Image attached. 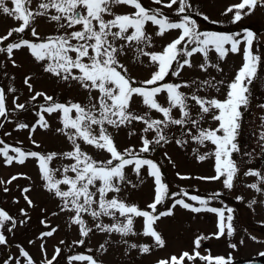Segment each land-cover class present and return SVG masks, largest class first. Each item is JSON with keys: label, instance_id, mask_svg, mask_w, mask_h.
I'll return each mask as SVG.
<instances>
[{"label": "snow or ice", "instance_id": "snow-or-ice-1", "mask_svg": "<svg viewBox=\"0 0 264 264\" xmlns=\"http://www.w3.org/2000/svg\"><path fill=\"white\" fill-rule=\"evenodd\" d=\"M152 3L158 7L146 8L141 0H37L35 7H32L33 0H11L13 7L10 8L6 0H0V13L18 22L17 27L9 29L6 35L0 36V45H5L7 42L5 46H0V54H4L13 66L18 67L13 58L14 52L26 48L31 57L41 64L44 73L64 82H75L87 93L85 104L71 101L57 102L52 96L35 91L30 82L32 77L26 76L23 83L32 93L28 104L18 103L19 97L14 96V107L9 110L6 107V90L0 87V118L8 120L10 111L29 110L28 105L42 97L45 103L38 104V110L35 111V116L38 117L36 122L31 128L27 123H18L17 130L30 128L29 139H32L31 133L38 127L42 129L49 127L45 114L48 116L59 114L62 127L56 131L64 135L71 145L69 151L41 154L12 147L0 140V145H3L0 147L2 162L8 166L14 163L23 165L28 158L36 159L43 188L58 198L62 212L71 213L69 226H78L81 237H88L94 230L84 218L87 215L95 222L96 230L109 236L113 233L118 234L124 244L132 249L139 248L142 254L150 253L151 247L147 244L138 246L123 238L139 234L151 238L155 246L163 248L165 241L154 225L162 217L172 216L173 209L177 206L193 213L205 211L216 214L217 232L213 235L216 238L233 235L232 209H227L229 214L225 216V210L209 207V201L198 195L189 196L183 190L170 194L168 185L163 182L158 164L142 154L155 151V146L172 142L169 139L170 134L180 146L193 142L200 146L212 145V151L197 154L196 158L201 162L213 158L215 175L198 177V179L222 180L226 189H232L240 173V167L233 155L241 151L237 137L241 128L242 109L246 110L249 106L250 85L256 79L262 62L261 56L254 54L253 51L254 41L257 39L253 31L245 30L242 39L237 38L239 34L201 31L196 20L186 14L194 10L188 0H168L167 3L163 0H152ZM161 5L169 10H172L174 5H178L175 11L179 19L171 20L161 10L159 7ZM117 6H129L134 11L130 14H117L114 11ZM262 6L264 0H241L239 4L230 6L227 12L232 13L235 9L233 18L235 23ZM38 18L54 22L57 34L40 37L34 26ZM204 19L207 20L208 17L205 16ZM148 24L155 27L156 31L153 34L147 32ZM172 30H178V36L167 43L160 52L146 50L153 44V35L163 37ZM26 32H30L31 37H35L36 41L21 36L10 42L14 33L26 34ZM129 51L134 53L136 62L144 63L141 57L147 58L146 66L154 69L150 78L137 81L128 74V68L121 63L120 58ZM210 53H215L221 61L229 53H242V66L230 82L216 81L214 77L204 80L166 82V77L169 76L182 77L186 68H199L205 73L211 68L219 69V64L211 61ZM197 54L202 57V62L198 65L194 64L192 59ZM4 67L5 65L0 63V68ZM4 75H7L6 71ZM222 86L227 89L223 100L216 96L200 94L209 89L220 93ZM7 92L15 93L16 89L10 86ZM93 92L96 95H93ZM161 95L165 97L164 103L160 102ZM134 97L140 99V104L145 109L143 113H137L132 109ZM260 107L264 109V105ZM153 112L158 113L159 118H152ZM260 119L261 127L264 129V117ZM134 122L143 124L141 131L143 134H150V138L142 134L141 146L138 150L130 147L120 151L109 132V126L120 129L132 126ZM212 123L215 124L214 127ZM3 126L0 123V127ZM173 127L179 131V138L173 132ZM259 142L261 153L264 154V130L259 133ZM32 143L35 144V140H32ZM82 144L107 153L108 158L94 159L82 150ZM10 152L15 155H10ZM193 152L198 153V150L193 149ZM244 155L251 157L252 153L246 152ZM57 159L70 163L53 167L52 163ZM128 167H131L140 183H143L141 169L145 167L147 175L153 178L154 199L147 205V209L151 211L142 210L138 205L128 204L120 198L122 187L132 183L125 173ZM243 175L256 177L259 185H264V174L258 170L249 168L243 172ZM17 178L13 175L6 182L0 179V185L11 184ZM180 178L189 177L180 176ZM259 185L254 182L247 187L257 192H264V187ZM3 191L8 192L9 189L4 187ZM30 191L29 187L21 190L24 200L32 207L33 201L27 195ZM181 194L200 206L187 203L184 199H173L167 210L158 212V205ZM20 213L24 217L28 216L24 209H20ZM104 217L110 218L112 223H104L102 219ZM136 218H143V230L140 233L134 229ZM24 222V220L20 221V223ZM8 224L11 226L6 228ZM16 226V219L0 208V229L6 228L10 233ZM55 231L56 229L52 228L43 232L41 238L51 237ZM202 239L204 237H198L194 241L191 254L183 252L179 258L173 255L168 259L157 261V264H185V261L196 260L204 261L205 264H232L231 257L202 256L196 251ZM7 243V236L4 232H0V245ZM60 243L63 244L64 241ZM84 243V239L73 241V244L78 245ZM107 243L108 241H105L97 250L106 251ZM230 246L236 247L235 244ZM17 247L19 257L24 258L25 264H35L26 250L19 245ZM40 247L43 251L44 245L41 244ZM60 254L61 249L57 247L52 258L42 261L41 264H53ZM13 259L9 256L3 264H10ZM85 261L88 264H100V261L91 255L75 254L67 257V264ZM15 264H21V260L15 258Z\"/></svg>", "mask_w": 264, "mask_h": 264}, {"label": "rangeland", "instance_id": "rangeland-1", "mask_svg": "<svg viewBox=\"0 0 264 264\" xmlns=\"http://www.w3.org/2000/svg\"><path fill=\"white\" fill-rule=\"evenodd\" d=\"M36 2L37 0H33L32 7H35ZM163 2L167 3L168 0H163ZM240 2L241 0H188L194 10L186 13L196 20L197 26L201 31L239 34L237 38L242 39L245 30H250L257 36L254 41L253 51L254 54L261 56L262 62L259 65L256 79L250 85L249 106L246 110L242 109L241 128L237 137V143L241 151L233 155L240 167V173L234 181V187L226 189L222 184V180L198 179V177L215 175L213 158H208L203 162L196 158L197 154L212 151V145L200 146L193 142L180 146L175 143L170 134L169 139L172 142L162 146H155V151L142 154L158 164L162 172L163 182L168 185L170 194L183 190L189 196L198 195L209 201V207L225 210V216L229 214L226 210L232 209L233 235H225L220 238H216L213 235L217 232L218 217L216 214L205 211L193 213L177 206L173 209L172 216L162 217L154 225L165 241L163 248L155 246L151 238L143 235L138 234L123 238L127 239L129 243H135L138 246L149 245L152 250L148 254H142L139 248L132 249L128 247L116 233L109 236L106 233L99 232L94 228L95 222L87 215L84 218L94 230L88 237H81L78 226H69L71 213L62 212L60 210L61 202L58 198H55L43 188V181L40 179L36 159L28 158L23 165L14 163L8 166L2 162L3 158L0 157V179L6 182L13 175L18 177L11 184L0 185V208L6 210L17 221V226L10 233L6 231V228L11 226L10 224L6 225L5 229H0V232H4L8 239L6 245H0V264H3V261L9 256L14 258L10 261V264H15V258H19L21 264H25L24 258L19 257L18 245L31 255L35 264H41L42 261L51 259L57 247L61 249V254L56 261H53V264H67V257L75 254L91 255L94 259L100 261V264H156L157 261L168 259L173 255L179 258L183 252L191 254L194 249V241L198 237H204L201 240L200 247L196 249L202 256H223L225 258L231 257L234 260L239 257H246L256 251V246H259L262 240L259 238H255V240L249 239L247 231L251 230L250 226L254 225L257 227L264 220V192H257L247 187V185L254 182L259 185V181L256 177L244 176L243 172L251 168L264 174V154L261 153L259 147V133L264 130L261 127L260 119L264 117V109L260 107V105H264V6L258 7L250 15L244 16L241 21L234 23L235 9L232 13H228L227 9ZM6 3L8 7H13L11 0H6ZM141 3L146 8L158 7L152 3V0H141ZM159 7L171 20L176 21L179 19L175 11L178 5H174L172 10L163 8L162 5ZM114 11L117 14H130L134 9L129 6H117ZM205 16L208 17L207 20L204 19ZM105 18L108 19L109 17ZM17 26V21L0 13V36L6 35L9 29ZM34 26L40 37L57 34L55 23L48 22L43 18H38ZM146 30L150 34L156 31L151 24L146 25ZM178 34V30H172L163 37L153 35V44L146 50L160 52ZM21 36L25 39L36 41L35 37H31L30 32H26V34L14 33L13 37L10 38V42L21 38ZM13 58L18 67L13 66L4 54H0V63L5 65L4 68H0V87L6 90V107L9 110L14 107V96L19 97L18 103L28 104L32 93L28 91L27 86L23 83L26 76L32 77L30 82L35 91L44 92L52 96L57 102L87 103V93L79 85L72 81H61L44 73L41 64H38L31 57L26 48L15 51ZM120 59L121 63L128 68V74L137 81L150 78V74L154 70L151 66H146L147 58L141 57L144 63L136 62L132 51L127 52ZM192 59L193 63L197 65L202 62V57L199 54ZM210 59L213 63L219 64V69L211 68L205 73L200 71L199 68H186L182 73V77L169 76L166 77V82L204 80L214 77L216 81L224 80L227 83L234 78L243 63L242 53H229L222 61L218 60L215 53H210ZM5 71L7 72L6 76L4 75ZM13 77L14 79H12ZM10 86L16 89L15 93L7 92ZM226 90L222 86L220 93L209 89L200 94L216 96L223 100ZM182 91L187 92L188 89H182ZM93 95H96V93L93 92ZM159 99L161 103L165 102L163 95ZM43 103H45L43 98H38L36 102H31L28 105L29 110L10 111L8 120L0 118V123L4 125L0 127V140L12 147H20L25 151H36L41 154L69 151L71 149L70 143L64 135L56 131L62 127L59 114L54 113L51 116L45 114L49 127L47 129L38 127L35 132L31 133L32 139H29L31 125L38 119L35 116V111L38 110V104ZM132 109L137 113L145 111L138 97H134ZM151 116L152 118H159V114L155 112L151 113ZM18 123H27L30 128L17 130L16 125ZM212 126L214 127L215 124L212 123ZM143 127L144 125L140 122H134L132 126L121 127L120 129L109 126V132L112 134L114 142L120 151L130 147L138 150L141 146L140 137L143 134L141 131ZM173 132L179 138V131L175 127H173ZM5 133H10V135H5ZM130 133L134 134L130 135ZM143 135H148L150 138V134ZM32 140H35L36 143L33 144ZM0 147H3V145H0ZM193 149H197L198 153H194ZM82 150L96 160H106L108 158L107 153L86 144H82ZM246 152L252 153V156L244 155ZM9 154L15 155L12 152ZM63 163H70V161L57 159L53 161L52 166L58 167ZM125 173L127 179L132 183L125 184L122 187V191L119 194L120 198L124 199L128 204L138 205L142 210L151 211L147 209V205L152 203L154 199V183L153 178L147 175V168L141 169L143 183H140L139 178L131 167L126 168ZM180 176L189 178L181 179ZM259 186L264 187V185ZM4 187H7L9 191L4 192ZM24 187L31 189L27 195L33 201L34 206L32 207L23 198L21 190ZM173 199H184L187 203L197 207L200 206L197 202H193L187 196L181 194L166 200L162 205H158V212L167 210L171 206ZM20 209H24L28 216H22ZM102 219L106 224L112 223V220L108 217ZM21 220L25 222L20 223ZM41 221H44V223H41ZM52 228L56 229L53 236L41 238V233L50 231ZM134 229L137 233L142 232L143 218H136ZM80 239L85 240L83 245L73 244V241ZM30 241L31 243H29ZM61 241H64V243L61 244ZM105 241H108L105 244L107 250L98 251L99 246L104 244ZM241 241L243 242L241 243ZM41 244L44 245L43 251L40 247ZM232 244H235L236 247H231L230 245ZM188 263L205 264L204 261L200 260L195 262L185 261V264ZM73 264H88V262H73Z\"/></svg>", "mask_w": 264, "mask_h": 264}, {"label": "flooded vegetation", "instance_id": "flooded-vegetation-1", "mask_svg": "<svg viewBox=\"0 0 264 264\" xmlns=\"http://www.w3.org/2000/svg\"><path fill=\"white\" fill-rule=\"evenodd\" d=\"M250 228L251 230L247 231L249 239L255 240V238H259L262 240V243L259 246H256V251L248 257H259L261 258L262 264H264V255H261V253H264V220L261 225H257V227L253 225L250 226Z\"/></svg>", "mask_w": 264, "mask_h": 264}, {"label": "water", "instance_id": "water-1", "mask_svg": "<svg viewBox=\"0 0 264 264\" xmlns=\"http://www.w3.org/2000/svg\"><path fill=\"white\" fill-rule=\"evenodd\" d=\"M232 264H262V261L259 258L237 259L232 261Z\"/></svg>", "mask_w": 264, "mask_h": 264}, {"label": "trees", "instance_id": "trees-1", "mask_svg": "<svg viewBox=\"0 0 264 264\" xmlns=\"http://www.w3.org/2000/svg\"><path fill=\"white\" fill-rule=\"evenodd\" d=\"M188 191H190V190H188Z\"/></svg>", "mask_w": 264, "mask_h": 264}]
</instances>
